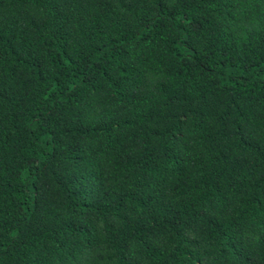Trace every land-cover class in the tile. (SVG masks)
<instances>
[{
  "label": "trees",
  "instance_id": "trees-1",
  "mask_svg": "<svg viewBox=\"0 0 264 264\" xmlns=\"http://www.w3.org/2000/svg\"><path fill=\"white\" fill-rule=\"evenodd\" d=\"M0 264H264V0H0Z\"/></svg>",
  "mask_w": 264,
  "mask_h": 264
}]
</instances>
